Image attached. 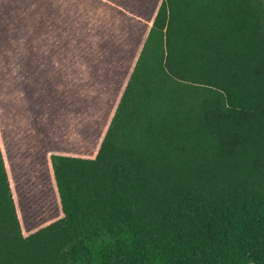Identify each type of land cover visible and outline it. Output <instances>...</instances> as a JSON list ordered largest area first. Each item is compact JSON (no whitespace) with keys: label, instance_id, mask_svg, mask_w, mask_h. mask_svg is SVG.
Returning a JSON list of instances; mask_svg holds the SVG:
<instances>
[{"label":"trees","instance_id":"trees-1","mask_svg":"<svg viewBox=\"0 0 264 264\" xmlns=\"http://www.w3.org/2000/svg\"><path fill=\"white\" fill-rule=\"evenodd\" d=\"M62 216L24 235L0 146V264H264V2L161 0Z\"/></svg>","mask_w":264,"mask_h":264},{"label":"rangeland","instance_id":"rangeland-1","mask_svg":"<svg viewBox=\"0 0 264 264\" xmlns=\"http://www.w3.org/2000/svg\"><path fill=\"white\" fill-rule=\"evenodd\" d=\"M160 1L0 0V146L24 235L62 216L49 156L95 155Z\"/></svg>","mask_w":264,"mask_h":264}]
</instances>
